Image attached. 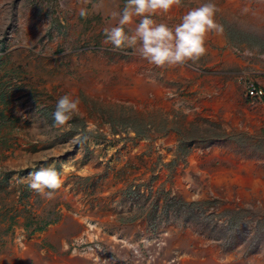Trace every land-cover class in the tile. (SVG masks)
<instances>
[{
    "label": "rangeland",
    "instance_id": "obj_1",
    "mask_svg": "<svg viewBox=\"0 0 264 264\" xmlns=\"http://www.w3.org/2000/svg\"><path fill=\"white\" fill-rule=\"evenodd\" d=\"M125 2L0 0V264H264L263 104L246 69L219 62L231 50L264 69V0L155 17L174 27L213 3L222 27L198 61L163 68L105 43ZM230 78L245 111L235 88L219 95ZM66 94L80 100L71 130L53 127ZM49 167L52 199L29 187Z\"/></svg>",
    "mask_w": 264,
    "mask_h": 264
},
{
    "label": "clouds",
    "instance_id": "obj_2",
    "mask_svg": "<svg viewBox=\"0 0 264 264\" xmlns=\"http://www.w3.org/2000/svg\"><path fill=\"white\" fill-rule=\"evenodd\" d=\"M180 7L182 0H126L121 12L113 13V16L118 17L116 26L104 29L105 43L112 45L115 50L134 49L150 64L161 68L198 61L207 52L209 33L222 31L215 19L216 6L205 3L192 8L174 27L154 19L168 16ZM79 15L86 18L88 12L81 8ZM47 27L45 25V29ZM79 105V98L67 94L60 97L53 113V127L67 125L71 130L72 126L68 122L79 114ZM75 139L80 140L81 136L77 135ZM61 185L60 174L55 168L49 167L32 173L29 187L52 199Z\"/></svg>",
    "mask_w": 264,
    "mask_h": 264
},
{
    "label": "crops",
    "instance_id": "obj_3",
    "mask_svg": "<svg viewBox=\"0 0 264 264\" xmlns=\"http://www.w3.org/2000/svg\"><path fill=\"white\" fill-rule=\"evenodd\" d=\"M216 33V32H215ZM219 37V36H218ZM219 44L221 45V48H222V45L224 46L225 45V42L224 40L219 37ZM223 54L224 56L226 55H230L231 59L232 60H226V59H219V62H220V67L221 69H225L227 70V72H231L233 69H235L234 73L236 74L237 73V70L238 69H246V71L248 72L247 74L251 77L249 78H253V81L256 83V85L258 86V88L260 89H263L264 90V69H259V67H255L254 66H251L250 68V65L248 64V62L246 63L245 61L243 62L241 60V58L238 57V55H235L233 52H231V50H226V51H220V55ZM249 70V71H248ZM232 73V72H231ZM230 73V74H231ZM226 87V90L228 89V87H233L235 88L238 92H239V97H238V110H246L247 107L245 105H247V102L244 101L243 97H242V90H241V86L239 85V83L235 80V78H230L229 81H219V95L221 94L222 92V87ZM241 90V91H240ZM221 97V95H220ZM261 101L263 105H261V113H262V118L260 119V126L261 128H264V97L262 100H259ZM251 104V103H250ZM253 104V103H252ZM251 104V105H252ZM249 105V104H248ZM257 105H260V103H258ZM237 111V110H236ZM78 206H79V210L81 211L80 214L81 216L83 217V220L85 221L84 223L85 224H88L89 221L91 222L92 224V213L90 214L89 213V209L87 208V205H81L78 203ZM85 206V207H84ZM75 221H73V227H79L78 226V223H80L81 225H83V222H79L78 220L80 219H74Z\"/></svg>",
    "mask_w": 264,
    "mask_h": 264
},
{
    "label": "built area",
    "instance_id": "obj_4",
    "mask_svg": "<svg viewBox=\"0 0 264 264\" xmlns=\"http://www.w3.org/2000/svg\"><path fill=\"white\" fill-rule=\"evenodd\" d=\"M241 81L243 80V78H240ZM244 84V88L246 91V96L247 98L253 100V103L255 100H262L264 97V90L258 88L254 81L251 79H247L246 82H241Z\"/></svg>",
    "mask_w": 264,
    "mask_h": 264
}]
</instances>
